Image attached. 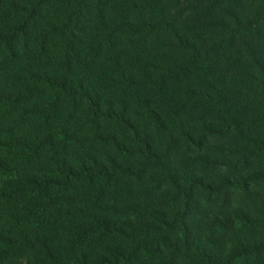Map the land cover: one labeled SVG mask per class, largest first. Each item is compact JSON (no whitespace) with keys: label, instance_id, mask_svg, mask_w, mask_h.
I'll list each match as a JSON object with an SVG mask.
<instances>
[{"label":"trees","instance_id":"1","mask_svg":"<svg viewBox=\"0 0 264 264\" xmlns=\"http://www.w3.org/2000/svg\"><path fill=\"white\" fill-rule=\"evenodd\" d=\"M0 264H264V0H0Z\"/></svg>","mask_w":264,"mask_h":264}]
</instances>
